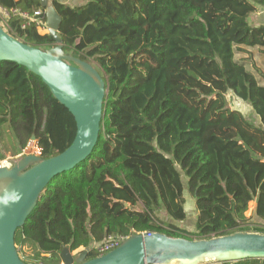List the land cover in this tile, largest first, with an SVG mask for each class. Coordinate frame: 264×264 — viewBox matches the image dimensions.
Returning a JSON list of instances; mask_svg holds the SVG:
<instances>
[{"label":"trees","instance_id":"obj_1","mask_svg":"<svg viewBox=\"0 0 264 264\" xmlns=\"http://www.w3.org/2000/svg\"><path fill=\"white\" fill-rule=\"evenodd\" d=\"M53 6L63 52L91 64L105 82L103 116L91 154L48 182L15 231L19 259L60 264L64 247L88 249L93 259L94 245L133 233L187 240L264 235V24L247 22L264 0ZM0 8L44 11L39 0H0ZM3 29L40 50L54 43L18 15L9 14ZM227 93L251 117L229 109ZM75 131L72 115L38 76L0 62V137L11 136L14 156L32 137L40 161L56 156ZM5 156L0 150V161ZM183 221L194 230L177 225Z\"/></svg>","mask_w":264,"mask_h":264},{"label":"water","instance_id":"obj_2","mask_svg":"<svg viewBox=\"0 0 264 264\" xmlns=\"http://www.w3.org/2000/svg\"><path fill=\"white\" fill-rule=\"evenodd\" d=\"M39 1L53 45L40 50L10 36L0 25V62L16 63L38 76L72 115L76 131L72 143L56 156L40 161L39 155H19L10 167L0 168V264H24L14 245L15 231L23 226L48 182L91 154L103 116L104 80L91 64L63 52L57 35L61 19L53 0ZM87 253L82 249L74 255L64 247L60 264H219L264 259V235L235 233L187 240L133 233L103 256L87 259Z\"/></svg>","mask_w":264,"mask_h":264},{"label":"rangeland","instance_id":"obj_3","mask_svg":"<svg viewBox=\"0 0 264 264\" xmlns=\"http://www.w3.org/2000/svg\"><path fill=\"white\" fill-rule=\"evenodd\" d=\"M251 16H253V15H251ZM251 16L248 18L247 22L250 26H255L256 23L254 21H252ZM0 25L2 26V28L5 27V22H4L2 17H0ZM40 34H44V33L41 32ZM224 97H225V100L227 103V107L229 109H236L239 112H241L244 116L251 117L252 113L249 111L250 109L248 108V106L246 104L239 102L229 93L225 94ZM248 121L253 124V120H248ZM30 142H32V141H30ZM30 142L27 145V147L22 151V153L19 155H25V154L26 155H28V154L39 155L40 150L36 146H32L30 144ZM14 146H15V143L9 134H4L2 139L0 137V150L5 152V154H6L5 159H7L8 162L10 161V159H11V161H16L19 158V155H17V156L13 155L14 154L13 153ZM9 164H10V162H9ZM184 180L186 182L185 177H184ZM187 201L189 203H191V201L193 202V200H190V197H188ZM252 209H253V203H250L249 207H248V211L246 212V216H249L251 214ZM189 215H190V212H189ZM81 250L82 249L75 250V251H73V254L75 253L74 255H76ZM203 264H208V263H203Z\"/></svg>","mask_w":264,"mask_h":264},{"label":"built area","instance_id":"obj_4","mask_svg":"<svg viewBox=\"0 0 264 264\" xmlns=\"http://www.w3.org/2000/svg\"><path fill=\"white\" fill-rule=\"evenodd\" d=\"M9 14L18 15L19 17H21L22 19L26 21V24L34 23L38 32L44 31V33H47L45 21L43 20V17H45V11L35 10L29 13V12L20 11L18 9H12L10 11H6L0 8V17L3 18L4 22L9 17ZM9 162L7 159L0 161V168L10 167L13 161H11L10 159ZM146 235L150 236L151 234L146 233ZM124 239H125L124 237H120V236L108 237L105 239L103 243L99 245H94L93 249H95L98 255L97 257H100L112 251L113 249L117 248L124 241ZM232 263L239 264L238 262H232ZM232 263H229V264H232Z\"/></svg>","mask_w":264,"mask_h":264},{"label":"crops","instance_id":"obj_5","mask_svg":"<svg viewBox=\"0 0 264 264\" xmlns=\"http://www.w3.org/2000/svg\"><path fill=\"white\" fill-rule=\"evenodd\" d=\"M66 4H70V5H73V4H80L82 3L83 0H63ZM253 16H251L252 18V21H254L256 23L255 26H258V25H261V24H264V8H257V11L256 13L252 14ZM44 33V31H39V33ZM255 124L256 121H254ZM191 200V199H190ZM186 210H187V213L188 212H191L190 214H194L195 213V208H194V202L191 201V203L187 202V206H186ZM160 216L163 217V219H165V216H164V213L160 212ZM194 217V215H191ZM177 225L181 228H185L189 231H193L194 230V226L192 225V223L189 224L188 228H187V224H186V221H183V222H180V223H177ZM82 249V248H81ZM214 264V263H213Z\"/></svg>","mask_w":264,"mask_h":264}]
</instances>
